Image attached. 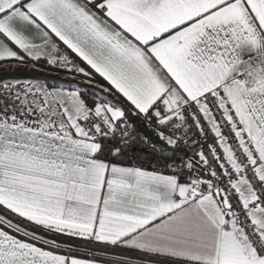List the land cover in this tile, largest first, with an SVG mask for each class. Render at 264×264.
Instances as JSON below:
<instances>
[{
    "label": "snow or ice",
    "instance_id": "6c2138e0",
    "mask_svg": "<svg viewBox=\"0 0 264 264\" xmlns=\"http://www.w3.org/2000/svg\"><path fill=\"white\" fill-rule=\"evenodd\" d=\"M29 60L68 76L0 79V264H264V0H0Z\"/></svg>",
    "mask_w": 264,
    "mask_h": 264
},
{
    "label": "trees",
    "instance_id": "16d2710c",
    "mask_svg": "<svg viewBox=\"0 0 264 264\" xmlns=\"http://www.w3.org/2000/svg\"><path fill=\"white\" fill-rule=\"evenodd\" d=\"M30 61V60H29ZM32 62V61H31ZM34 63V62H32ZM35 65L39 66V67H43L44 69H51L52 66H48L46 64L45 61H40L38 63H34ZM97 81H101V78H99L98 76L96 77ZM49 84H54V83H50ZM84 89V88H82ZM91 91V89H89V92ZM139 148H140V155L144 157V159H147L149 157V153H146L143 145L144 144H140L139 141H137ZM166 151V150H165ZM167 153H171L172 151H166ZM178 155H183V153H177ZM61 241L63 242L64 238L61 237L60 238ZM79 248V251L77 252V255L81 256L82 258H90L88 253L92 252V253H98V254H102L100 256V260L101 262L104 263H110L112 264L113 261L115 260H120L123 259L125 257L132 259V260H138L140 259V257L134 253V252H130L127 249H123V248H117L115 250H105L104 248L97 246L95 243H86V242H82V241H77L76 245Z\"/></svg>",
    "mask_w": 264,
    "mask_h": 264
},
{
    "label": "water",
    "instance_id": "95a60500",
    "mask_svg": "<svg viewBox=\"0 0 264 264\" xmlns=\"http://www.w3.org/2000/svg\"><path fill=\"white\" fill-rule=\"evenodd\" d=\"M0 79L5 80V81L42 79L50 83H56L60 81L54 77H49V76L41 75L38 73H32L28 71H14V70L0 71ZM144 134L149 138L150 142H154V143L161 145L166 151H173L171 147L164 145L163 142H161L159 138L156 137L154 134H152L149 130H146ZM178 153H181V152H178Z\"/></svg>",
    "mask_w": 264,
    "mask_h": 264
},
{
    "label": "rangeland",
    "instance_id": "374dc122",
    "mask_svg": "<svg viewBox=\"0 0 264 264\" xmlns=\"http://www.w3.org/2000/svg\"><path fill=\"white\" fill-rule=\"evenodd\" d=\"M4 71V70H14V71H28V72H32V73H38L41 75H45V76H49V77H54L60 81H62L63 79H65L68 74L65 73L62 70L57 69L56 67L52 66L51 69H44V68H39L38 66H36L34 63H32L31 61H28L26 64H7V65H2L0 66V71ZM8 81H14V80H8ZM23 81V80H21ZM87 85L81 84V88H87ZM90 89V88H89Z\"/></svg>",
    "mask_w": 264,
    "mask_h": 264
},
{
    "label": "built area",
    "instance_id": "2783aa9c",
    "mask_svg": "<svg viewBox=\"0 0 264 264\" xmlns=\"http://www.w3.org/2000/svg\"><path fill=\"white\" fill-rule=\"evenodd\" d=\"M150 131V130H149ZM151 132V131H150ZM152 133V132H151ZM154 134V133H152ZM145 135V134H144ZM155 135V134H154ZM152 145H155L157 148H163L161 145L157 144V143H154V142H150L148 144H144L143 145V148L145 150L146 153H149V157L147 159H144V163L145 164H148L149 162H151L152 164H156L158 159H159V156L157 153H154L152 151ZM162 166V165H161Z\"/></svg>",
    "mask_w": 264,
    "mask_h": 264
},
{
    "label": "crops",
    "instance_id": "0c3cea01",
    "mask_svg": "<svg viewBox=\"0 0 264 264\" xmlns=\"http://www.w3.org/2000/svg\"><path fill=\"white\" fill-rule=\"evenodd\" d=\"M16 63H18V62H16V61H11V62H8L7 64L9 65V64H16ZM7 64H0V66H2V65H7ZM37 66V65H36ZM39 67V66H38ZM39 68H43V67H39ZM101 264H110V263H104V262H101Z\"/></svg>",
    "mask_w": 264,
    "mask_h": 264
},
{
    "label": "flooded vegetation",
    "instance_id": "af4514ba",
    "mask_svg": "<svg viewBox=\"0 0 264 264\" xmlns=\"http://www.w3.org/2000/svg\"><path fill=\"white\" fill-rule=\"evenodd\" d=\"M2 71V70H1Z\"/></svg>",
    "mask_w": 264,
    "mask_h": 264
}]
</instances>
